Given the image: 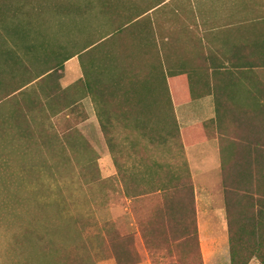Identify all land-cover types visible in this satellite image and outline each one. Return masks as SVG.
Returning <instances> with one entry per match:
<instances>
[{"label": "rangeland", "instance_id": "rangeland-1", "mask_svg": "<svg viewBox=\"0 0 264 264\" xmlns=\"http://www.w3.org/2000/svg\"><path fill=\"white\" fill-rule=\"evenodd\" d=\"M44 1L38 12L28 15L30 20L27 18V21L15 28L20 31L18 33L22 30L29 31V39L21 43L22 47L28 46L29 51L25 52L22 48L24 57L20 58L24 62H22L25 66L24 70H30L27 73L20 69L18 71L20 74L15 76L16 81L20 83L30 78L32 74L46 71L48 66L54 67L52 64L62 62L68 55L83 49L88 41L95 42L96 46L73 57L70 65L65 66V62L62 69L27 87L25 91L32 93L33 97L43 104L39 111L33 113L37 118L36 122L30 120L31 116L23 108L26 96H16L17 100L20 99L22 112L28 118L27 123L24 124L28 129L27 132L19 125L20 123H11L9 115L13 107L10 99L0 103V121L3 119L7 122L4 123L5 125H0V263L15 264L16 259H22L24 264L25 257L31 258L35 253L23 238H20L21 243L16 248L17 257L16 253L13 254L14 250H8L11 249L9 234L19 238L23 226L32 229L38 224L34 220L28 221L32 219L25 217L19 209L24 203L32 206L37 214L40 205L51 207L52 212L55 209L60 210L62 216L59 217L53 214L46 217L41 214L37 216L38 221L51 219L56 225L64 224L65 220L77 221L82 218L80 215H84L89 222H94L96 225L94 233L97 236L102 233L101 227L104 224L121 237L129 234L138 235L146 228L149 246L141 242L142 248L146 249L143 251L145 259L138 264H230L227 231L223 229L226 216L220 175L217 178V186L212 190L206 188L202 180L198 181L200 225L206 227L207 235L215 236L218 240L203 236L200 238L197 232L198 252L193 242L191 244L181 242L177 245L173 242L172 236L157 237L150 227L151 222L148 221L156 216V212L159 213L157 200L146 197L129 204L120 190L117 173L119 169L120 173H123L122 170L127 164L126 152L119 143L125 134L120 127L123 123L118 121L121 119L111 105H104V112L115 116V123H120L119 126L114 124L115 127L110 131V134L114 135V140L109 145L107 140L109 138H106L96 125L98 116L95 113L94 97L88 95L86 90V84L90 83L96 91L95 80L99 78V85L108 88L109 91L111 76L121 74L122 68L126 72L127 61L131 58L129 39L143 40L145 36L151 37L150 33L144 35L147 17L134 22L135 17L162 0H107L109 9L106 10L99 6L101 0ZM241 1L247 2L251 10L250 8H254L253 4L258 0ZM69 4L79 13L67 17L63 24L58 18L57 10L65 11ZM80 20L82 24H79ZM127 22L130 23L122 26ZM115 30L118 32L111 38L100 41L104 33ZM16 39L20 41V38L16 37ZM94 66L101 68L95 70ZM10 76L12 73L2 75L4 86L0 89V95L15 87L10 81ZM53 94L54 98L47 99ZM69 104L72 105L66 108ZM142 114L146 121H151V127L157 128L159 126H155L156 124L160 123L161 126L164 124L162 121L164 118L159 119L158 112H151V116L147 112ZM81 123L82 125L79 126ZM14 129L22 130L23 137L13 139L14 134L11 132ZM68 134H71L76 142L79 141L76 143L77 149L76 146L70 145L66 137ZM56 138H58L57 142ZM111 145H113V153L110 149ZM179 152L176 144H170L168 147L157 146L150 156L161 164L173 163ZM132 158L133 162L138 160L137 155L131 157L130 161ZM83 159L89 160L97 168L93 185L88 186L85 183L87 174L83 167ZM67 232L69 237L75 236L70 230ZM6 236L8 239L5 242ZM83 236L88 238L90 250L93 251L96 261L98 257H103L98 239H95L90 232ZM97 264L116 263L112 258L103 257L97 261ZM249 264L260 263L253 259Z\"/></svg>", "mask_w": 264, "mask_h": 264}, {"label": "trees", "instance_id": "trees-1", "mask_svg": "<svg viewBox=\"0 0 264 264\" xmlns=\"http://www.w3.org/2000/svg\"><path fill=\"white\" fill-rule=\"evenodd\" d=\"M101 1L99 6L103 10L109 9L108 1ZM162 1L136 15L134 22H138L145 13L160 5ZM43 2L45 1L0 0V89L4 86L1 79L3 74L12 73L10 81L15 86L9 92L0 95V103L5 99H10L14 109L9 115L11 123H20L19 125L25 128L26 132L28 129L24 124L27 123L28 118L22 112L20 99L17 100L16 96H26V101H23V108L31 116L30 120L36 122L37 118L33 116V113L39 111L43 104L33 97L32 93L25 91L27 87H31L32 83L37 80H43L56 70L62 69L65 62L96 46L95 42L88 41L83 49L68 55L62 62L52 64L54 67L48 66L46 71L39 72V74L35 73L36 75L32 74L30 78L20 83L16 81L15 76L20 74L18 71L25 68L24 62L20 58L21 56L24 57L21 49L23 48L26 52L29 51V48L28 46L22 47L21 43H25L29 39V31L22 30L21 33H18L19 30H15V28L27 21V18L30 17L29 14L38 12ZM75 9L73 5H70L65 11L63 9L57 10L58 18L63 23L67 17L79 13L74 11ZM81 19L83 20V17ZM82 23L80 20L79 24ZM129 23L127 22L122 26ZM118 30L104 33L100 41L108 40ZM16 37L20 38V41ZM108 67L110 68V65ZM98 68L101 67L94 66L95 70ZM24 71L28 73L30 70ZM86 90L88 95L94 97L95 103L98 100L111 101L113 99L110 90L107 93L98 91L100 94H97V90L95 91L90 83L86 84ZM51 97L54 98V94L49 95L47 99H51ZM71 105H67L66 108ZM95 113L99 118L101 131L106 138H109L107 139L109 145L112 144L114 135H111L110 131L115 127L112 120L116 117L99 110L98 105ZM117 113L120 119H126L130 115L126 112ZM148 114L151 116V113ZM24 116L25 118H23ZM218 116H220L219 113ZM223 116L227 118L218 120V129L221 137H223L222 140L229 141L222 144L221 179L230 264H249L253 259L264 264V0H259V111L226 113ZM163 118L164 124L157 128L129 126L127 124L120 126L125 134L119 143L123 145L126 153L138 154L140 165H142V168L133 169V173L129 175L127 170H124V173H119L120 181L123 184L121 192L125 199L131 198L135 201L146 197L155 198L159 213L156 212V216L148 220L151 222L150 227L154 230V235L159 238L172 236L173 242L177 245L181 242L187 244L193 242L199 252L194 190L186 160L183 155L182 157L180 155L181 163L179 162L177 167H173L172 162H162L163 164H161L150 156L157 146L168 147L170 144L179 142L173 112L169 111L166 115L162 113ZM4 123L7 122L2 119L0 125H5ZM11 133L14 134L13 139L19 136L23 137L24 134L22 130L17 131V129L12 130ZM66 137H68L67 140L70 145L76 146L77 149L78 144L76 143L79 141L76 142L71 134L66 135ZM112 147L113 145L110 146L111 150ZM178 148L181 150V145ZM83 167L87 174L85 183L88 186L93 185L97 174L96 166L94 167L89 160L83 159ZM19 209L22 210L25 217L32 219L28 221L38 222L37 226L32 229L23 226L19 238L9 234V247L11 249L8 250H14L13 254L16 253L18 244L21 243L20 238L29 243L30 246L28 245V247L31 251H35L31 258L25 257L26 263L24 262V264H97V261L103 257L114 259L116 264H138L145 259L143 251L146 249L142 248L141 242L147 247L149 246L146 228L138 234L139 236L129 234L121 237L104 224L101 227L102 233L97 236L94 233L96 225L94 222H89L84 215L80 216L85 220L82 218L77 221L65 220L64 224L56 225L51 219L46 220L45 218L38 221L37 216L39 214L43 217L49 214L62 216L58 209L52 212L51 207L40 205L37 214L32 206L24 205V203ZM42 221L45 223H41ZM67 230H70L75 236L69 237ZM89 232L95 239H98L99 247L103 250L101 251L103 257H98L97 261L93 251L90 250L88 238L83 236ZM7 239L8 236L5 237V242ZM16 260L15 264H22V259ZM199 260L201 261V259Z\"/></svg>", "mask_w": 264, "mask_h": 264}, {"label": "crops", "instance_id": "crops-1", "mask_svg": "<svg viewBox=\"0 0 264 264\" xmlns=\"http://www.w3.org/2000/svg\"><path fill=\"white\" fill-rule=\"evenodd\" d=\"M253 5L249 10L241 0H163L143 16L147 17L144 35L150 33L151 37L129 39L127 70L122 68L121 74L111 78L113 99L96 103L99 110L111 105L114 112L129 113L118 120L129 126L151 127L142 114L145 112H158L159 119L162 113L173 112L179 139L176 148L181 145L173 167L181 163L183 155L193 183L200 238L215 239L200 225L198 181L212 190L218 175L221 178L222 144L229 141L222 140L218 120L226 119V113L259 111V0ZM95 83L97 94L107 93L99 78ZM96 120L100 128L99 118ZM112 122L120 125L115 118ZM125 155L123 173L142 168L138 154ZM136 155L138 160L130 161ZM119 173L120 169L118 177ZM119 183L122 191L120 178ZM223 229L227 231V224Z\"/></svg>", "mask_w": 264, "mask_h": 264}]
</instances>
